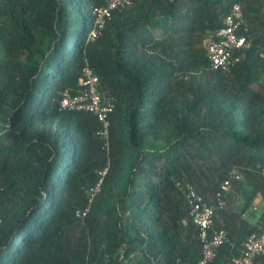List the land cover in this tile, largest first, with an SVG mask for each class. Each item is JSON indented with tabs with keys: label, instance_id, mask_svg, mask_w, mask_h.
Masks as SVG:
<instances>
[{
	"label": "trees",
	"instance_id": "obj_1",
	"mask_svg": "<svg viewBox=\"0 0 264 264\" xmlns=\"http://www.w3.org/2000/svg\"><path fill=\"white\" fill-rule=\"evenodd\" d=\"M235 3L251 46L212 70L207 37ZM101 5L0 0V264H197L176 184L210 203L237 171L212 217L227 241L210 264H232L264 229V209L251 222L264 203V0H132L89 41ZM85 66L114 98L107 148L94 115L59 107Z\"/></svg>",
	"mask_w": 264,
	"mask_h": 264
},
{
	"label": "built area",
	"instance_id": "obj_2",
	"mask_svg": "<svg viewBox=\"0 0 264 264\" xmlns=\"http://www.w3.org/2000/svg\"><path fill=\"white\" fill-rule=\"evenodd\" d=\"M102 5L92 10L94 25L88 40L93 41L101 35L105 25L111 20L115 10L130 5L132 0H100ZM252 38L247 34V25L242 17L240 4H233L228 15L222 22V27L210 33L206 42V54L209 67L212 70L228 72L241 60V54L251 46ZM78 89L74 94L64 91L59 102L60 110L85 112L94 115L99 123L95 135L108 146L109 116L114 109V98L107 92L99 91V82L91 70L85 66L78 81ZM108 166L101 170L99 180L89 190L87 206L83 211H77L76 217L83 218L90 207L93 196L99 191L102 178ZM258 173L264 177V162L258 167ZM241 176L232 171L229 177L219 186L214 200L207 203L192 185L178 186L189 207V217L198 229L201 243V254L197 264H210L216 257L218 248L227 241V234L222 229H213L212 217L216 208L224 206V197L231 191L233 182ZM264 258V229L259 233L250 234L241 244L239 256L231 259L232 264H261Z\"/></svg>",
	"mask_w": 264,
	"mask_h": 264
},
{
	"label": "rangeland",
	"instance_id": "obj_3",
	"mask_svg": "<svg viewBox=\"0 0 264 264\" xmlns=\"http://www.w3.org/2000/svg\"><path fill=\"white\" fill-rule=\"evenodd\" d=\"M238 199L240 202L242 201V197L241 196H238ZM254 216L255 218H258L261 213L263 212V209H264V203L262 201H258V202H255L254 205Z\"/></svg>",
	"mask_w": 264,
	"mask_h": 264
},
{
	"label": "crops",
	"instance_id": "obj_4",
	"mask_svg": "<svg viewBox=\"0 0 264 264\" xmlns=\"http://www.w3.org/2000/svg\"><path fill=\"white\" fill-rule=\"evenodd\" d=\"M239 198H238V196L236 197V206L238 207L239 205H240V199L238 200ZM258 202V201H257ZM252 223H255L256 222V218H254V219H252V221H251Z\"/></svg>",
	"mask_w": 264,
	"mask_h": 264
}]
</instances>
